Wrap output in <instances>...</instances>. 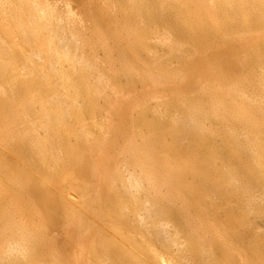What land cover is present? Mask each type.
I'll list each match as a JSON object with an SVG mask.
<instances>
[{
    "label": "bare ground",
    "instance_id": "bare-ground-1",
    "mask_svg": "<svg viewBox=\"0 0 264 264\" xmlns=\"http://www.w3.org/2000/svg\"><path fill=\"white\" fill-rule=\"evenodd\" d=\"M103 1L0 0V264H264V0Z\"/></svg>",
    "mask_w": 264,
    "mask_h": 264
},
{
    "label": "rangeland",
    "instance_id": "rangeland-1",
    "mask_svg": "<svg viewBox=\"0 0 264 264\" xmlns=\"http://www.w3.org/2000/svg\"><path fill=\"white\" fill-rule=\"evenodd\" d=\"M47 1H50L52 4L56 3V5L60 9V11H61V9H63L61 11V13L63 15L68 16L70 14V11L72 10L71 12H73V14H76L77 16H79L81 18H84L83 17V16H85L84 15V11H86V10L88 11V7H89V11H90V8L92 7V10L90 12H94V10H95V12L100 11L101 10L100 8L104 7L103 6V4H104V1L103 0H97V1L96 0H67L68 3L65 2V0H47ZM86 7H87V9H86ZM84 20H85V22H88L87 23V27H89V23L92 25V22H90L86 16H85ZM260 32L261 33L264 32V29H261ZM233 47L234 48L237 47L234 50V52H239L238 51L239 50V46H236V47L233 46ZM139 87L140 88H137L135 90H132L131 93L120 92L117 95V98L115 99V102H116L115 107L116 108L114 107V109H111V110L109 109L107 111V113H106L107 114L106 115V120L108 119L107 122L112 123V126L116 125L117 124L116 122H118V119H119V116H120V114L118 113V108L121 107V105L124 106L125 104L128 103V107H127L128 108V111H131L132 112L133 107L135 105L134 102L136 101L134 99H138L139 100L141 98L142 99H145V98H148L149 99L150 98V95L153 92L152 91V86H148V85L142 86L141 85ZM142 87H144V88H142ZM156 90H158V89H156ZM155 92H157V91L154 90V93ZM161 94H164V93H161ZM127 126H128V124H127ZM129 135L130 134L126 133L125 136L128 137V139H129ZM127 141H125L124 144L119 143V145L117 147L118 155L120 154V156H122V157L125 156L123 154L126 152V149H127V148H125L126 147L125 144L127 143ZM3 143L4 142H2V144ZM2 144L0 142V147L2 146ZM124 150H125V152H124ZM114 154H115V156L117 155L116 153H114L111 150L110 155H114ZM101 155L104 156L103 153H101V154H97L96 156H93L92 159L93 160H96V161H99L102 158ZM103 159H107V156H104ZM116 160L113 162V166L117 165L116 164L117 163ZM81 184L85 185V183H83V182H81ZM86 184L87 185H90V189H91V193L90 194L91 195L94 194V192H95V190L97 188L96 180L93 178V180L91 182L90 181L89 182H86ZM57 185L58 184H56V187H57ZM105 185L106 186L104 188V191L106 192V190L109 188V182L105 183ZM57 188H58V190H61V188H62V190L60 191V193L62 194V196L65 195L67 197V199H69L70 201H74L73 199H75V201H77V194L78 193L74 190L73 187H71L70 185H68V183H66V184H60V186H58ZM13 204H14L13 206L16 205V203H13ZM254 221H256L255 222V225L258 227L257 230L258 231H263L264 230V216H259V218L258 217H254ZM46 232L48 234V238L51 241H53L54 243H57L59 245V247L65 248L66 251L68 252L67 254H70V252H71L70 251L71 250V245L69 243L70 242L69 240H70V235H72V230H68V227H67V229H65L64 227H57V228H51V229L48 228L46 230ZM1 244L4 245V243H2V242H1Z\"/></svg>",
    "mask_w": 264,
    "mask_h": 264
}]
</instances>
